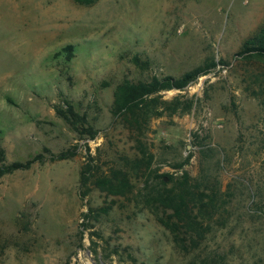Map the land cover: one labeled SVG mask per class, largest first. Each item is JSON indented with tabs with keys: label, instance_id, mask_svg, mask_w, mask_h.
<instances>
[{
	"label": "rangeland",
	"instance_id": "rangeland-1",
	"mask_svg": "<svg viewBox=\"0 0 264 264\" xmlns=\"http://www.w3.org/2000/svg\"><path fill=\"white\" fill-rule=\"evenodd\" d=\"M263 26L264 0H0L5 163L46 156L0 176V264H264V59L239 54ZM70 44V59L56 55ZM204 64L213 65L184 90L162 92L194 104L150 121L142 141L151 165L132 193L90 184L83 197L89 150L105 169L141 156L112 113L117 84ZM68 103L87 124L58 115ZM168 174L218 190L205 239L190 252L148 203L151 190L173 185Z\"/></svg>",
	"mask_w": 264,
	"mask_h": 264
},
{
	"label": "trees",
	"instance_id": "trees-1",
	"mask_svg": "<svg viewBox=\"0 0 264 264\" xmlns=\"http://www.w3.org/2000/svg\"><path fill=\"white\" fill-rule=\"evenodd\" d=\"M75 1L90 5L98 0ZM73 51L74 45L70 44L58 51L56 55L66 54L70 59L74 55ZM239 54L247 59L254 57L264 59V26L257 34L244 42ZM148 64L147 61H144L146 67ZM213 64L200 65L180 77L153 75L148 79L139 80L125 78L117 84L114 91L112 113L125 128L135 133L141 156L123 155L120 161L105 169L99 163L98 157L89 150L88 160L83 165L80 174L79 185L83 197L87 195L90 184L106 192L107 195L127 196L132 193L134 187L132 179L135 176L146 174L151 165L152 156L147 145L142 141V135L148 129L150 121L154 117H160L166 113H188L194 104L192 98L187 97L183 100L182 94L172 99H165L162 92L170 89L184 90L199 75L207 73L209 66ZM57 113L75 127L81 122L87 124L85 116L79 114L71 103H68L67 108H58ZM76 129L79 130V128ZM85 133H90V135L94 133L91 125L85 130ZM45 157V154L38 153L26 161L5 163L6 152L0 140V161L2 162L0 176L15 170L29 168L33 163L43 161ZM67 157V152H63L51 154L50 159ZM168 176L173 185L163 188L158 185L157 188L151 190L148 203L154 207L159 221L171 231L175 245L185 252H190L199 247L202 240L205 239L206 223L212 219L218 206V190L212 188L211 192H207L205 189H201L199 185L191 182L188 174L176 181L172 174H168ZM111 207L109 205L101 207L99 214L108 213ZM160 209L163 215H159ZM85 215L88 216V214ZM200 264L210 263L203 261Z\"/></svg>",
	"mask_w": 264,
	"mask_h": 264
}]
</instances>
